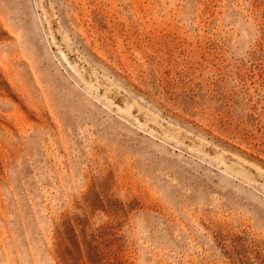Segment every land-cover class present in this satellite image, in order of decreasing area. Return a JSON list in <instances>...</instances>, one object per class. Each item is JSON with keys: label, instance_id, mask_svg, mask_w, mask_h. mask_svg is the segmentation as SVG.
<instances>
[{"label": "rangeland", "instance_id": "374dc122", "mask_svg": "<svg viewBox=\"0 0 264 264\" xmlns=\"http://www.w3.org/2000/svg\"><path fill=\"white\" fill-rule=\"evenodd\" d=\"M0 264H264V0H0Z\"/></svg>", "mask_w": 264, "mask_h": 264}]
</instances>
